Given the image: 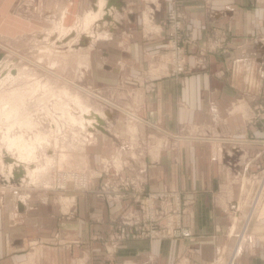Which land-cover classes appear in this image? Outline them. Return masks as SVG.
<instances>
[{
	"label": "crops",
	"instance_id": "1",
	"mask_svg": "<svg viewBox=\"0 0 264 264\" xmlns=\"http://www.w3.org/2000/svg\"><path fill=\"white\" fill-rule=\"evenodd\" d=\"M104 1L0 0V21L18 17L21 2L31 17L33 4L40 3L43 15L58 18L62 13V25L68 20L72 26L68 34L59 35L64 36L57 39L60 43L82 27L87 13L98 14L81 28L74 47L91 53L85 85L104 112L90 109L89 124L104 136H91L85 143L88 149L84 145L82 150L80 139L59 147L73 149L75 163L86 155L88 167L115 151L147 191L183 193L182 223L193 236L129 241L111 264H264V119L249 120L255 105L264 104V0H183L189 70L174 76L157 56L164 45L160 23L172 0ZM150 10L157 24L147 26L144 19ZM215 35L223 37V47L201 61L196 51ZM28 77L24 87L15 86L11 98L23 91L27 121L35 124L26 129L30 139L43 128L32 117V99L42 101L37 103L43 105L40 113L52 114L49 93L39 96L34 87L41 84L52 96L73 93ZM147 82L154 89L150 91ZM137 92L142 96L138 103L131 100ZM14 155V160L8 158V168L15 169V177L22 175L18 164L34 166L45 160L43 154L39 162L22 163ZM0 172H5L3 167ZM41 174L37 179H52L51 171ZM15 177L11 180L18 182ZM233 202L239 204L235 210L230 208ZM124 204L91 191L19 186L0 175V264H107L96 236L110 232ZM67 213L75 215L66 218Z\"/></svg>",
	"mask_w": 264,
	"mask_h": 264
},
{
	"label": "rangeland",
	"instance_id": "2",
	"mask_svg": "<svg viewBox=\"0 0 264 264\" xmlns=\"http://www.w3.org/2000/svg\"><path fill=\"white\" fill-rule=\"evenodd\" d=\"M20 2V0H19ZM171 8L166 13L165 17L162 19V22L160 23L164 29L163 34L161 35L164 45L158 53V59L162 61L163 63H166V69L168 70V73L171 76L172 75V67L169 63L170 61V53L168 50H166V42L163 38L164 33L166 32V27L164 26L165 21H167V15L172 9L178 10V12L185 14L186 16V22L183 29L184 34V53H183V60L185 61V72L179 74H185L189 69L186 63V56L188 54V48L186 45V37H185V27L187 23V14L186 12L181 8L182 5H184L183 0H172ZM43 6L40 3L33 4L32 9L30 10L31 17L29 16V13L27 12L26 6L24 2H21L18 4V17L14 18H8L1 19L0 21V53H2V65L0 66V162L3 163V165H0V171L1 168L5 170V172L1 173L2 180L7 182L11 181L14 184L21 185H50L54 189L59 190H72L77 192H89L91 191L94 195L104 199V200H115V201H125L124 207L117 215L114 216L112 227L110 232L107 235H97L96 237L101 239L102 245L104 247L106 256L110 262H107V264H111L116 259V252L128 244L129 241L133 240H152V239H158V240H166V239H159L150 236V229L146 228L145 232L138 231L135 229V227H128L127 230L130 231L129 234L122 235L121 234V226L120 222L122 220V216L126 213V211L129 208H136L137 202L135 201V198L132 196L128 199H109L105 196H101L98 194V191L103 188V178L100 177L99 173L101 171V160L103 158L111 159L112 157H120L122 163L125 167V176L129 178V181L131 182L129 191L135 195V196H146L151 192L155 191H147L144 188V184L140 177L137 174H131L128 171L125 159L121 157V155L114 153L115 151L110 152L109 154L102 155L98 160L94 162L90 167L86 166L84 163V160L86 158L85 152H83V155L81 158L77 160V163H75L74 159L76 158L73 154V149H67L65 151H61L60 145H63V142H65L64 146L67 147L68 145H73V142L80 141L82 142L81 147L82 150L84 149L85 143L89 141V139H92L94 136H99V139H101L103 135L102 132H96L94 130H91V125L89 124L91 119V110H95L98 112H104V108L102 104L99 101H96L95 99L91 98L88 91L93 93L91 89L88 88V80L90 75V59H91V53L86 48L84 49H78L75 46L76 43L79 42V32L81 28L85 27L84 25V17L82 20V27L81 25L77 27V32L71 34V36L66 39L63 42L57 43V39H61L64 36L65 32L68 34L67 30L72 27L68 20L62 21V13L61 17H51L48 18L45 15H43ZM25 12L28 13V17L25 16ZM9 13V10L6 11L3 15H6ZM24 14V15H23ZM64 15V14H63ZM146 18V17H145ZM157 24V23H153ZM159 24V23H158ZM64 26V28L62 27ZM72 30V29H71ZM69 31V30H68ZM71 32V31H70ZM73 32V30H72ZM12 33V34H10ZM224 39L223 37L218 38L216 35L211 38V42H209L208 46L200 48L196 51L197 58H199L201 61H204V57H206L208 52L216 51L219 47H223ZM186 49V50H185ZM202 58V59H201ZM89 60V62H88ZM88 65V66H85ZM16 70V74L15 73ZM10 74V77L6 82H4V79L7 75ZM26 76H29L28 78H32L30 82L41 80L43 83L47 84L50 83L51 86H53L54 90H63L64 86L74 94L80 95L82 98L84 106L81 108L79 105H74V102L72 103V100L70 98H67L68 102H71L70 108L72 112L76 114V118L81 121V123H76L69 121L67 119H61L60 125L58 126V121L56 118V113H58L56 105V99H54L55 96H52V91H47L49 93L51 104L50 106V116L43 115L39 112V109L43 106L37 105V103H40L38 98L32 99V110H34L31 114L33 119L41 125L43 128L40 129V133L37 137L33 138V142L40 145V147L37 150V153L34 158H38L37 162L40 161L43 154H45V160L43 162H39L38 164H34V166L27 164L25 166V170H21L20 173L22 175H18V177H15V169L11 170V168H8L10 166L8 158L15 157L14 151L11 149H8L9 143L7 142L11 138L18 136L20 134H24L25 138L29 140V138L26 135V129H27V119L26 116V109L23 106L20 108L19 115L17 117H12L7 119L6 117V111L9 109V100L12 99V91L15 90V86H18L16 88L24 87L27 84V78ZM127 80V77H126ZM137 81V79H134ZM140 83V82H139ZM149 84L148 87H150V91L153 88L152 82H147ZM134 86V85H133ZM122 89V87H120ZM46 88L39 87L35 91V93L39 92V96L44 95ZM42 91V92H41ZM60 92V91H59ZM41 93V94H40ZM131 100H134V102L138 103L141 101L142 96L138 92L131 94ZM22 102V101H21ZM22 105V104H21ZM27 105V103L25 104ZM31 106V105H29ZM256 113L254 116L249 119L250 122L259 121L261 119H264V104L263 103H257L255 105ZM48 109V108H46ZM91 109V110H90ZM49 111V110H48ZM62 112V111H61ZM5 118V119H4ZM69 119V118H68ZM17 120V121H16ZM17 123V127H16ZM22 123V124H21ZM55 125V126H54ZM59 129V131H58ZM42 135H45L49 141V143H42L41 144V138ZM92 136V137H91ZM87 145H85L86 147ZM87 149L89 146L86 147ZM50 153H49V152ZM61 153H65L64 156L60 155ZM87 152V151H86ZM69 153V154H68ZM88 153V152H87ZM16 154V153H15ZM80 155V154H78ZM13 156V157H12ZM57 158H60L57 160ZM2 159V161H1ZM55 161V162H54ZM36 162V161H35ZM53 163V164H52ZM2 166V167H1ZM10 169V171H9ZM8 170V171H7ZM35 170L36 173L34 176L36 178H33L35 180H32L28 176V173ZM39 171V172H38ZM48 171H51L52 179H48L47 176H45V179L40 180L37 179V177H40L43 173H46ZM12 174V175H11ZM11 175V176H10ZM15 177L13 180L17 179L18 182L12 181L11 178ZM47 177V178H46ZM86 179L87 186L86 189H81L79 187L80 179ZM28 179V180H27ZM37 179V181H36ZM95 183L93 184V182ZM77 186V187H75ZM165 190H173L178 191L181 193L183 200L184 196L183 193L180 190L176 189H164L160 191ZM257 198V197H256ZM168 202H164L162 205V210H169L170 207L167 204ZM72 213V212H71ZM71 213L66 214V218H71L74 215ZM183 214V211H182ZM250 218V217H249ZM131 220H135L136 218H130ZM144 217L141 215V220H143ZM182 220V215H181ZM193 232V231H192ZM194 235V233H193ZM140 236V237H138ZM124 237V238H119ZM173 239V238H172ZM169 240V239H167ZM131 243V242H130ZM110 249V250H109Z\"/></svg>",
	"mask_w": 264,
	"mask_h": 264
},
{
	"label": "built area",
	"instance_id": "3",
	"mask_svg": "<svg viewBox=\"0 0 264 264\" xmlns=\"http://www.w3.org/2000/svg\"><path fill=\"white\" fill-rule=\"evenodd\" d=\"M154 11H148L144 19V25H152L155 23ZM167 21L164 26L166 32L163 38L166 42V50L170 53V61L172 67V75H179L185 72V61L182 56L184 53V26L186 22L185 14L171 9L167 15ZM186 50V49H185ZM100 177L103 178V188L98 194L109 199H128L132 196L138 203L136 208H129L122 216L120 222L121 234H129L128 227H135L138 231L145 232L146 228L150 229V236L159 239H177L190 238L193 236L192 230L182 223L181 215L185 200L180 192L173 190L155 191L146 196H135L129 189L131 182L125 176V167L120 157H112L111 159L103 158L101 160ZM87 181L82 177L79 187L86 189ZM77 187V186H75ZM168 202L169 210H162L163 203ZM239 204L231 203V209H237ZM141 215L144 217L141 220ZM136 218L131 220L130 218ZM140 237V236H138ZM124 238V237H119ZM110 250V249H109Z\"/></svg>",
	"mask_w": 264,
	"mask_h": 264
},
{
	"label": "bare ground",
	"instance_id": "4",
	"mask_svg": "<svg viewBox=\"0 0 264 264\" xmlns=\"http://www.w3.org/2000/svg\"><path fill=\"white\" fill-rule=\"evenodd\" d=\"M104 3H105L104 0H101V2H99L100 5H104ZM106 3H107V1H106ZM97 17H98V14H96V13H92V14H91V12L87 13L84 17L85 27L84 28L82 27V28L86 29L90 24H92L97 19ZM40 85H36L34 87V91H36L38 87L40 89ZM22 92L23 91L21 90V92H18L12 99L9 100V109L6 111L7 119L14 117V112L18 111L20 108L25 106L26 99H25V97L22 96ZM66 95L68 96V98H70V100H72V103L74 102V105L76 103V105L81 106V108L84 106L82 98L78 94H70L69 92H67L63 96L62 95H54L55 96L54 99H56V104H59L58 106L56 105L55 107L57 108V110L62 111V113L57 115L55 118L58 121V126H61L60 125L61 119H67L69 121L76 122L77 124L78 123L82 124V119H81V121L78 120L76 118L77 117L76 114L71 111V109H73V108L72 107L70 108L71 102H68L69 100L67 101V98L65 99V97H67ZM132 116H136V115L134 113H132ZM27 123H28L27 127L29 128L28 131H31V128H33L35 124L31 121L30 118L27 121ZM58 131H59V129H58ZM38 135L39 134H35L29 140H27L25 138L24 134H20L18 136H15V137H13L7 141L9 143L8 149H11L12 151H14L17 154V157L19 159H21L22 163H28L30 161L36 160L38 158H34V157H35L37 150L40 147V145L38 146V144L35 142V140L33 142V138L37 137ZM41 136L44 137L43 135H41ZM40 141H41V144L42 143H47V144L49 143L47 138H43V139L41 138ZM18 167L20 168V171L25 169V167L21 163L18 164ZM30 173L34 175L36 173V171L33 170Z\"/></svg>",
	"mask_w": 264,
	"mask_h": 264
},
{
	"label": "water",
	"instance_id": "5",
	"mask_svg": "<svg viewBox=\"0 0 264 264\" xmlns=\"http://www.w3.org/2000/svg\"><path fill=\"white\" fill-rule=\"evenodd\" d=\"M1 58H2V53H0V60H1Z\"/></svg>",
	"mask_w": 264,
	"mask_h": 264
}]
</instances>
